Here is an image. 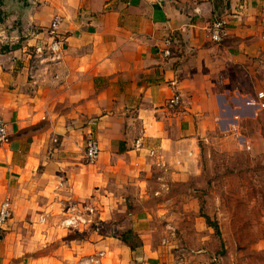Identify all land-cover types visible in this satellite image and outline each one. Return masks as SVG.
<instances>
[{
	"label": "crops",
	"instance_id": "1",
	"mask_svg": "<svg viewBox=\"0 0 264 264\" xmlns=\"http://www.w3.org/2000/svg\"><path fill=\"white\" fill-rule=\"evenodd\" d=\"M30 2L1 8L0 118L9 140L0 145V208L9 200L13 218L0 230V264L99 256L100 264H161L151 189L200 178L201 143L211 136L264 156L263 130L246 125L264 110L245 105L264 90V0ZM57 17L62 61L31 79L34 50L50 42ZM217 19L226 23L222 44L208 38ZM173 36L179 43L165 58ZM176 95L181 105L168 108ZM90 139L102 151L94 164L85 158ZM129 190L140 193V211L128 213ZM71 217L84 223L67 227Z\"/></svg>",
	"mask_w": 264,
	"mask_h": 264
},
{
	"label": "rangeland",
	"instance_id": "2",
	"mask_svg": "<svg viewBox=\"0 0 264 264\" xmlns=\"http://www.w3.org/2000/svg\"><path fill=\"white\" fill-rule=\"evenodd\" d=\"M4 2L0 0V24L7 18L1 10ZM259 123L246 125L264 134V111ZM239 143L231 141L230 149L221 136H211L201 143L200 178L149 192L161 264H264V156L257 158ZM127 199L128 213L142 209L135 205L141 201L139 192L129 190ZM205 217L218 225L220 235ZM122 225L131 242L138 244L133 230Z\"/></svg>",
	"mask_w": 264,
	"mask_h": 264
},
{
	"label": "built area",
	"instance_id": "3",
	"mask_svg": "<svg viewBox=\"0 0 264 264\" xmlns=\"http://www.w3.org/2000/svg\"><path fill=\"white\" fill-rule=\"evenodd\" d=\"M62 24V19L59 17L54 18L48 32V38L50 42L43 43L37 46L34 50L32 59L33 64L30 67L29 75L31 79H35L36 75L41 70L47 71L54 66L61 63L64 51V41L59 35V30ZM228 36L226 23L223 20H215L208 29V38L211 42L216 44H222ZM179 41L175 36L168 38L164 42L163 56L170 58L173 55V49ZM181 105V97L179 95L174 96L168 102V108L175 109ZM246 107L263 109L264 110V93H259L256 97H250L245 101ZM9 140L8 128L6 123L0 118V145L7 143ZM140 148V143L138 145ZM250 148H248L249 150ZM101 148L97 140L90 139L86 144L85 158L87 162L94 164L101 156ZM154 155V152L151 153ZM13 218L12 206L9 200H6L0 208V230H4L5 227ZM84 223L79 218L71 217L64 222L67 227H75L77 223ZM100 257L89 258L82 261L80 264H100Z\"/></svg>",
	"mask_w": 264,
	"mask_h": 264
},
{
	"label": "water",
	"instance_id": "4",
	"mask_svg": "<svg viewBox=\"0 0 264 264\" xmlns=\"http://www.w3.org/2000/svg\"><path fill=\"white\" fill-rule=\"evenodd\" d=\"M18 4L16 6L21 9H29L31 7L30 0H16Z\"/></svg>",
	"mask_w": 264,
	"mask_h": 264
},
{
	"label": "trees",
	"instance_id": "5",
	"mask_svg": "<svg viewBox=\"0 0 264 264\" xmlns=\"http://www.w3.org/2000/svg\"><path fill=\"white\" fill-rule=\"evenodd\" d=\"M175 38L178 39V37H176V36H175ZM178 41H179V39H178ZM173 50H175V49H173ZM205 219H206V222H207L208 226L210 228H213L216 231L217 235H220V229H219L218 225L217 224H212L210 218H208V217H205Z\"/></svg>",
	"mask_w": 264,
	"mask_h": 264
}]
</instances>
